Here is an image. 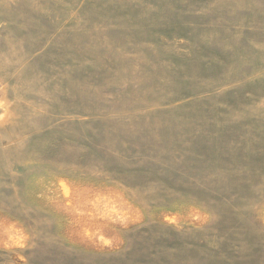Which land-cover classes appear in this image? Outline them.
I'll list each match as a JSON object with an SVG mask.
<instances>
[{"label": "rangeland", "instance_id": "rangeland-1", "mask_svg": "<svg viewBox=\"0 0 264 264\" xmlns=\"http://www.w3.org/2000/svg\"><path fill=\"white\" fill-rule=\"evenodd\" d=\"M0 264H264V0H0Z\"/></svg>", "mask_w": 264, "mask_h": 264}]
</instances>
